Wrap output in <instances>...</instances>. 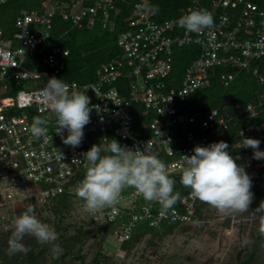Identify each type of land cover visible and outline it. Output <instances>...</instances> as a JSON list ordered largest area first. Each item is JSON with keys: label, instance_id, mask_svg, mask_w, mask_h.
Wrapping results in <instances>:
<instances>
[{"label": "built area", "instance_id": "1", "mask_svg": "<svg viewBox=\"0 0 264 264\" xmlns=\"http://www.w3.org/2000/svg\"><path fill=\"white\" fill-rule=\"evenodd\" d=\"M9 1L0 0V7ZM37 1V9L19 12L12 34L0 24V214L22 206L45 208L61 200L85 204L76 195L85 177V162L73 161L82 160L93 145L106 150L112 139L131 150L151 141L159 159L175 165L170 169L175 181L182 175L183 156H191L196 146L224 141L238 164L245 154L237 151L253 150L244 148L243 138L260 140L259 150H264V11L255 3L211 0L204 5L193 0L182 16L204 9L214 23L200 33H189L177 20H153L150 0H134L127 30L118 36L120 54L97 69L94 81L79 83L64 78L70 51L58 44L64 35L54 36L56 21L71 29L98 24L102 31L114 32L113 14L119 13L117 4L125 0ZM189 46L198 49V56L179 77L175 55ZM218 69L229 70L219 76L225 89L245 72L253 76L260 92L245 106L227 101L226 107L189 115L183 107L210 87ZM53 77L76 89L87 86L93 110L79 147L63 143L61 137L66 138L67 132L57 134L56 117L41 99V89ZM37 117L48 120L47 133L40 138L30 131ZM241 120L254 124L238 129L240 140L229 143L232 128ZM192 126L200 129L197 137L177 136L178 129ZM179 142L184 145L177 147ZM179 197L165 212L158 202L145 201L135 188L127 187L114 207L89 212V217L113 228L124 244L142 225L198 223L201 201L191 196V189Z\"/></svg>", "mask_w": 264, "mask_h": 264}, {"label": "clouds", "instance_id": "2", "mask_svg": "<svg viewBox=\"0 0 264 264\" xmlns=\"http://www.w3.org/2000/svg\"><path fill=\"white\" fill-rule=\"evenodd\" d=\"M151 11H158L154 8ZM214 23L212 14L204 9L189 10L178 24L189 33H200ZM87 86L76 89L62 79L50 78L41 89L40 96L44 106L56 117L57 134L63 143L79 147L84 138V128L90 123L92 107ZM48 120L34 118L30 131L35 138L47 133ZM244 148L253 149V158L264 160V151H260L261 141L243 138ZM228 143L220 141L208 146H196L191 156H183L181 183L191 189V196L215 207L221 213H249L253 200L252 178L238 159L230 155ZM102 152L104 154H102ZM86 173L76 189L77 197L85 202V209L95 213L105 207H114L121 199V193L127 187H133L148 202H158L163 211L171 209L178 201L179 193L174 191L176 181L171 177L170 169L175 165H166L155 154L151 141L142 149L131 150L112 139L107 149L100 145L83 154ZM256 213H264L261 204ZM252 213L253 215H257ZM264 216V215H261ZM26 235L37 241L52 244L58 251V234L54 227L39 220L33 207L14 220V231L9 240V254L27 252L22 241Z\"/></svg>", "mask_w": 264, "mask_h": 264}, {"label": "rangeland", "instance_id": "3", "mask_svg": "<svg viewBox=\"0 0 264 264\" xmlns=\"http://www.w3.org/2000/svg\"><path fill=\"white\" fill-rule=\"evenodd\" d=\"M29 1L24 0L22 4L28 6L25 4ZM13 7V0L0 7V22L13 23L14 30V21L20 10ZM230 100L228 98L225 102ZM241 159L251 178L264 168V160L253 159L252 155H242ZM261 204H264V198L262 203L249 206V213L227 214L201 201L198 223L164 224L156 228L142 225L124 244L113 228L102 227L89 217L85 204L72 202L66 204L68 207L50 204L45 208L30 205L39 220L56 230L58 251H53L52 244L41 243L26 235L24 239L35 240L36 246L30 244L28 251L21 252L16 260L15 253L9 254V240L15 218L28 208L22 206L14 212L0 214V264H27L24 257L30 251L40 253L38 264H88L97 257L103 264H264V240L256 245L264 229V216H261L264 213H256ZM24 239L23 245L26 243Z\"/></svg>", "mask_w": 264, "mask_h": 264}, {"label": "trees", "instance_id": "4", "mask_svg": "<svg viewBox=\"0 0 264 264\" xmlns=\"http://www.w3.org/2000/svg\"><path fill=\"white\" fill-rule=\"evenodd\" d=\"M16 11H21L22 9H34L38 8L37 0H30L28 6H24L22 3L24 0H13ZM211 0H201L200 3L208 5ZM255 3L260 10L264 11V0H249ZM134 0H125L124 2H119L117 14H113V20L116 24V30L114 32H105L100 29V26L97 24L93 28L84 27L83 29H71L70 26L61 20L56 21V27L54 30L55 38L64 35V37L58 41V44L65 49L70 51V57L67 61L66 72L64 73V78L68 81H76L79 83H87L94 81L96 78V71L103 64L108 63L113 58L120 54V49L118 47V36L120 33L127 30L126 19L130 15V5ZM151 5L149 13L151 18L157 22H164L166 20H179L182 17L184 11L190 5H193V0H150ZM25 3V2H24ZM9 4V3H8ZM6 4V5H8ZM154 8H158V11H151ZM2 27L5 29L8 35L13 33L12 24L0 22ZM198 56V49L194 46H189L183 48L181 51H178L175 55V66L174 70L177 76H181L184 70L192 63L193 60ZM264 63V61L262 60ZM226 69H218L215 72L214 77L211 80L210 87L196 93L191 101L186 104L183 109L189 115H194L197 113L204 114L216 108L226 107V99L230 98L231 105L238 102L242 105H247L251 101L253 95L256 92H260V87L257 85L255 79L252 75L241 72L238 74L237 79L229 89H225L219 81V76L223 72H228ZM236 74V72H234ZM226 91V92H224ZM221 94L219 97H215L217 94ZM215 97L216 99H211ZM212 100L211 102L209 100ZM204 101V102H202ZM229 104V106H231ZM254 124L245 120H241L237 126L232 128L229 136L227 138L228 142H237L240 140L236 134L238 129H241L247 125ZM200 129L198 126H192L184 129L177 130V136L180 138H195L199 135ZM182 142L176 144V146H182ZM253 151L247 152L245 150H239L237 154H246L252 155ZM254 159V158H253ZM240 165L244 166V160L239 162ZM177 185H175L174 191L181 194H184L190 190V188L185 187L181 183V176L176 180ZM253 200L250 206H254L262 203L264 198V168L259 171L256 177L252 178V189ZM64 207L67 203L64 200H61L58 204L54 205L59 207L60 205ZM199 210V209H198ZM59 213V212H57ZM26 243L24 244L25 248H28L30 244L36 246V241H28L24 239ZM264 240V229L263 232L259 235L256 245H259ZM27 244V245H26ZM21 252L14 254L16 260L20 256ZM39 254L34 251H30L25 257L24 260L27 264H38L39 263ZM5 260V259H3ZM251 260V258H250ZM248 260V262H250ZM88 264H103L99 257L94 261ZM108 264V263H106Z\"/></svg>", "mask_w": 264, "mask_h": 264}]
</instances>
